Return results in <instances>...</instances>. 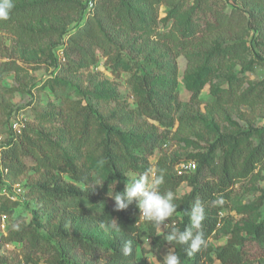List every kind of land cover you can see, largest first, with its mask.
<instances>
[{
  "label": "trees",
  "instance_id": "1",
  "mask_svg": "<svg viewBox=\"0 0 264 264\" xmlns=\"http://www.w3.org/2000/svg\"><path fill=\"white\" fill-rule=\"evenodd\" d=\"M238 2L228 10L226 0H87L85 4L83 0H13L9 19L0 20V30L13 35L8 45L0 34V113L12 106L2 87L5 76L25 69L12 59L13 54L44 42L55 45L64 35L59 74L69 75L78 63L94 64L104 58L115 78L128 73L133 101L114 85L104 90L103 100L74 102L67 109L42 114L46 128L12 130L0 148V166L8 170L6 177L12 182L22 183L27 177L23 184L28 199L20 204L0 194V213L12 218L7 241L26 244L28 249L22 256L14 252L0 257V263L150 264L139 256L148 237L150 247L144 251L164 264L161 243L171 229L190 227V211L199 201L208 247L189 256L188 245L164 240L181 264H264V251L250 260L244 249L248 239L264 245V215L250 211L243 226L221 215L238 183L264 179V126L223 134L212 142L208 138L207 149L194 156L198 163L193 174L179 171L186 158L167 151L160 152L155 164L151 162L168 134L177 143L205 130V113L200 110L203 82L192 85L191 103L183 107L181 56L187 61L184 73L190 77L239 64L241 69L227 88L215 90L209 109L220 121L241 112L248 122L264 120V80H250L245 73L255 68L256 59L247 55L251 33H256L254 42L264 52V0ZM162 6L171 8L167 28L160 25ZM55 18H60L59 27L64 25L61 32ZM46 21L52 27L36 28ZM27 157L36 163L32 173ZM153 166L155 176L161 169L165 172L157 190L172 191L177 198V210L164 233L140 217L136 203L119 211L111 204L94 209L86 205L105 191L123 192L131 172L145 175ZM183 182L191 190L179 196ZM31 202L40 208L30 220L15 215ZM39 212L44 220H39ZM112 218L119 232L110 227ZM218 231L230 236L225 244L215 246L212 238ZM128 241L133 250L125 255Z\"/></svg>",
  "mask_w": 264,
  "mask_h": 264
},
{
  "label": "rangeland",
  "instance_id": "2",
  "mask_svg": "<svg viewBox=\"0 0 264 264\" xmlns=\"http://www.w3.org/2000/svg\"><path fill=\"white\" fill-rule=\"evenodd\" d=\"M83 2L85 4L87 0H83ZM226 2L228 10L232 6L239 4L238 0H226ZM170 12L171 8L169 6L161 7L160 25L162 28H167L170 25L171 21L166 19ZM54 21L56 22V29H59V32H61L64 29V25L59 27L58 22H60V18H55ZM44 24L52 25V23L46 21L41 25L38 24L36 28ZM0 34L3 35L6 44L10 45L13 35L5 30H0ZM255 36L256 33H251L247 38V55L249 58L256 59L255 68L252 71L246 70L245 73L250 80H264V52H260L256 46L254 42ZM65 39L66 35L59 37L55 45L51 42H44L31 49H19L16 54H13L12 59L22 64L25 69L19 74L15 72L7 74L2 82V87L6 90L12 106L9 108V111L0 113V148L9 140L13 134L12 130L15 132L12 126L13 120L18 121L22 129L26 128L36 131L46 128L47 124L41 117L42 114L53 113L60 108L67 109L74 102L85 104L87 101L96 102L97 100H103L105 98L104 90L114 85H117L121 93L133 101L131 96L132 87L126 82L128 73L123 72L121 78H115L111 69L105 64L104 58L94 64L78 63L72 67L69 75L59 74L60 48L63 46ZM258 53L261 55L260 58H258ZM186 62L184 56L179 58L180 97L183 107H188L191 103L192 85L197 80L204 83L200 94V110L205 113L203 116L205 130L202 133L194 132L189 138L181 139L177 143L173 142L172 135L168 134V136L164 137L160 149L151 156L153 164H155L161 151H167L181 158H186L187 161L185 162H196L197 158L194 156L205 151L210 140L212 142L214 138L223 134H236L240 129H249L250 126H264V120L248 122L242 112L230 116L224 121H220L209 109L216 99L215 90L217 88H227L228 83L241 69L239 64L232 63L226 68L214 70L211 74L207 71H202L199 72L198 76L190 77L184 73ZM243 110L249 111V108L244 107ZM9 114L10 117L8 119ZM25 159L29 165V173L34 172L36 168L35 161L28 157ZM194 172L195 170H191L189 174H193ZM141 176H147L151 181L155 177L154 166L150 173L145 175L131 172L128 183ZM22 180L23 184L27 180V177ZM190 190L191 187L188 183L183 182L177 194L182 196L190 192ZM114 193V191H105L98 199L88 200L86 205H90L92 209L108 204L115 205L114 197L109 195ZM38 207L40 208L39 204L31 202L26 206L18 208L15 215L24 214L30 220L33 216V211ZM253 210L264 215V179H261L257 183L250 180L238 183L234 187L232 200L222 210L221 215L228 216L233 223L243 226L248 213ZM44 218L45 215L39 212V220H44ZM167 226L168 222H166V227L160 226L159 233H164ZM229 236L225 231H218L212 238V243L215 246L223 245L227 242ZM164 240L160 245V251L166 257L169 253H172V249L164 243ZM149 247L150 240L148 237H144L141 248L145 250V248L148 249ZM27 249L28 246L26 244L23 247L16 245L10 255L17 252L22 256ZM244 249L250 256V260H253L263 254L264 245L259 241L248 239L245 241ZM144 250L140 249V259L150 264H161L155 254L145 252ZM216 264H220V262L216 261ZM248 264L258 263L250 261Z\"/></svg>",
  "mask_w": 264,
  "mask_h": 264
},
{
  "label": "clouds",
  "instance_id": "3",
  "mask_svg": "<svg viewBox=\"0 0 264 264\" xmlns=\"http://www.w3.org/2000/svg\"><path fill=\"white\" fill-rule=\"evenodd\" d=\"M13 7V0H0V20H8ZM164 181L165 172L161 169L151 181L147 176H141L126 184L123 192H115L109 195L114 197L116 210L127 209L129 205L136 203L141 213L140 217L154 227H166V222L174 215L178 205L175 202L177 198L172 191L161 193L157 190V186L163 184ZM189 218L190 227L183 231L173 228L168 232L165 239L169 244L174 242L179 245H188L187 254L192 256L208 247L202 231L204 208L199 201L192 206ZM101 227L104 225L102 224ZM110 227L116 232L120 231L119 224L114 218L110 221ZM193 230L198 231L194 233ZM132 250L131 242H125L124 254L129 255ZM164 264H181V261L179 256L169 253L164 259Z\"/></svg>",
  "mask_w": 264,
  "mask_h": 264
},
{
  "label": "built area",
  "instance_id": "4",
  "mask_svg": "<svg viewBox=\"0 0 264 264\" xmlns=\"http://www.w3.org/2000/svg\"><path fill=\"white\" fill-rule=\"evenodd\" d=\"M61 60L62 51H61ZM13 129L15 133H20L22 128L21 124L13 120L12 122ZM179 171L182 172L184 170H194L196 168V162H184L181 163L178 167ZM1 172V180H0V194H2L6 199H9L12 202L24 203L28 199V190L27 187L22 183H15L9 180L6 177V173L8 170L4 168L2 165L0 166ZM12 223V218L5 213H0V257L2 256H11V251H14L15 246L17 245L15 242L7 241V237L9 236V229ZM0 264H10V263H0ZM22 264H32L22 261Z\"/></svg>",
  "mask_w": 264,
  "mask_h": 264
}]
</instances>
